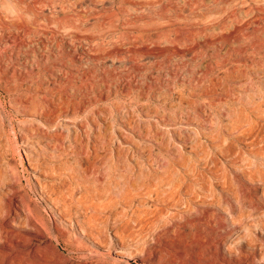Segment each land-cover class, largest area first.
I'll list each match as a JSON object with an SVG mask.
<instances>
[{
	"label": "rangeland",
	"instance_id": "obj_1",
	"mask_svg": "<svg viewBox=\"0 0 264 264\" xmlns=\"http://www.w3.org/2000/svg\"><path fill=\"white\" fill-rule=\"evenodd\" d=\"M0 264H264V0H0Z\"/></svg>",
	"mask_w": 264,
	"mask_h": 264
},
{
	"label": "bare ground",
	"instance_id": "obj_2",
	"mask_svg": "<svg viewBox=\"0 0 264 264\" xmlns=\"http://www.w3.org/2000/svg\"><path fill=\"white\" fill-rule=\"evenodd\" d=\"M84 27V26H83ZM187 185H185V187H186ZM6 243V242H5ZM11 243V242H10ZM7 244V243H6ZM9 246V245H8ZM10 246H12V245H10ZM11 248V247H10ZM12 249H14V248H12ZM4 252V251H3Z\"/></svg>",
	"mask_w": 264,
	"mask_h": 264
}]
</instances>
